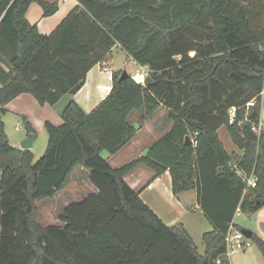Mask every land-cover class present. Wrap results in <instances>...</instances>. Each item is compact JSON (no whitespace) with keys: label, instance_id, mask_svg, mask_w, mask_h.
<instances>
[{"label":"trees","instance_id":"obj_1","mask_svg":"<svg viewBox=\"0 0 264 264\" xmlns=\"http://www.w3.org/2000/svg\"><path fill=\"white\" fill-rule=\"evenodd\" d=\"M60 1L0 0V55L12 73L0 88V264H227L225 236L237 210L264 207V132L243 125L244 106L256 97L248 120L258 124L261 116L264 0H76L52 33H40L29 9L38 4L51 17ZM115 47L149 68L148 86L130 74L119 81L127 68L117 69L94 110L72 99L62 125L45 123L47 148L36 163L31 150L10 144L7 104L29 94L55 106L109 62ZM161 107L170 131L143 157L112 168L107 156L124 149ZM135 111L142 112L137 126L129 121ZM221 127L242 154L227 153ZM194 133L196 147L186 141ZM139 166L157 177L169 171L175 196L197 190L213 226L203 235V255L183 224L166 225L125 182ZM234 166L254 174L256 188L247 189ZM78 168L97 192L66 207L60 224L42 226L38 203L64 192ZM251 239L264 251V241Z\"/></svg>","mask_w":264,"mask_h":264},{"label":"crops","instance_id":"obj_2","mask_svg":"<svg viewBox=\"0 0 264 264\" xmlns=\"http://www.w3.org/2000/svg\"><path fill=\"white\" fill-rule=\"evenodd\" d=\"M77 5L78 2L76 0H61L60 9L55 15L44 18L42 14L41 18L37 19L36 17L35 21H31L28 18L30 13L29 9L27 19L30 23L38 25L40 33L49 35ZM112 59L110 60L111 62ZM110 61L104 63L103 65H97L94 67L88 73L83 88L75 96L66 95L62 97V99L55 106H41L37 100L29 94H22L7 104L5 106L6 114L3 116V121L5 123V132L9 138L10 144L15 148L22 149L21 143L29 135H33L35 137L33 147H35L39 134L45 131L46 122L49 121L55 125L63 124L61 113L68 102L72 99L75 100L87 113L94 110L109 95L112 89V73L118 68H113ZM106 64L112 65V67L109 66V71L107 72L103 70L105 67L104 65ZM134 64L138 66L136 63ZM128 73L131 74L130 71H128ZM11 77L12 73L10 66L0 55V88L9 82ZM64 99L66 100L65 105L59 108L58 104H60L61 101H65ZM141 114L142 112L140 111L133 112L129 121L137 126L138 121L137 119L133 120V117L135 115L139 117ZM167 114L168 111L166 108H159L155 112L153 119L146 123L145 127L138 132L136 137L124 149H122L117 155L107 156L109 165L112 168H120L131 161L146 155L149 149L160 141L172 128V122H163L162 125L164 127L162 128H164V130H161V136L156 138L154 134L153 127H156L155 122L158 120V117L160 116L164 121ZM23 117H26V120H24ZM13 126L15 131L19 133H13ZM27 126H31L35 132L29 133ZM21 127L25 129L24 134H21ZM32 148L30 150L34 152ZM125 182L139 194L142 201L147 204L166 225L173 226L181 223L190 234L188 229L189 225L187 221L185 222V216L188 213L198 211L208 228V224L206 222L208 219L198 204L197 190L187 191L175 196L173 194L172 178L169 171L157 177L156 173L147 166H139L133 173L125 177ZM95 191L97 192L96 189ZM182 200L184 201L181 202ZM237 215L238 214L236 212L235 218ZM210 225L212 227L210 230L212 231L213 226L211 223ZM253 234L256 233L253 232Z\"/></svg>","mask_w":264,"mask_h":264},{"label":"rangeland","instance_id":"obj_3","mask_svg":"<svg viewBox=\"0 0 264 264\" xmlns=\"http://www.w3.org/2000/svg\"><path fill=\"white\" fill-rule=\"evenodd\" d=\"M53 1V0H51ZM43 11L38 4H33L30 8V13L28 18L31 21H35L41 18ZM57 20V19H55ZM53 22V20H52ZM53 24V23H52ZM111 62V61H110ZM111 64L113 68H127L128 71L135 72L138 69L130 59H128L126 53L118 47L113 49V59ZM111 64L104 65L103 70L109 69ZM108 66V67H107ZM106 69V70H105ZM109 71V70H108ZM69 98V97H66ZM65 100V99H64ZM65 101H61L58 107L65 105ZM167 116V115H166ZM140 117V116H139ZM138 116H134L133 120L139 121ZM163 119L159 116L158 120L155 122L156 127H153L154 134L157 137L161 136V130H164ZM166 123V122H165ZM13 125V124H12ZM145 127V126H144ZM13 133H19L15 131L13 126ZM25 129L21 127V134H24ZM219 136L221 142L223 143L225 150L229 154H242V151L233 143L231 136L229 135L225 127H221L219 130ZM16 137V135H15ZM48 135L47 131L39 134V138L35 147L32 148L34 152V163H36L44 154L47 148ZM40 146V148H39ZM137 152V151H136ZM95 188L90 184L89 172L84 169H77L73 174L70 186L62 193L58 194L53 200H45L38 203L39 209V223L42 226H48L52 224H60V215L69 204L80 202L87 198L89 195L94 194ZM182 200L181 202H183ZM176 209V208H175ZM188 223V229L190 234L195 241L198 251L201 255L205 252V244L203 242V235L212 229L208 221V228L203 221L200 213L198 211L186 214L185 222ZM236 227L239 230H249L256 233L257 237L264 241V207L255 213H240L235 218ZM252 247L247 251L241 252H230L229 258L227 259V264H264V251L260 248L257 242L251 239Z\"/></svg>","mask_w":264,"mask_h":264},{"label":"built area","instance_id":"obj_4","mask_svg":"<svg viewBox=\"0 0 264 264\" xmlns=\"http://www.w3.org/2000/svg\"><path fill=\"white\" fill-rule=\"evenodd\" d=\"M262 51L264 52V46L261 48ZM106 70V69H105ZM108 70H106L107 72ZM150 70L148 67L144 66H138V69L135 72H132L130 75L134 81L137 83H140L144 85L145 80L149 78ZM258 105V99L257 97L254 98L253 100L249 101L245 106V116L244 119L245 121L248 120V113L252 108H255ZM261 105H262V110H261V116L258 124H252L250 121V126L252 128V131L260 135L261 133L264 132V91L261 94ZM237 108L232 107L228 111L229 115V123L234 124L236 122V113H237ZM244 121V122H245ZM243 122V124H244ZM197 133L191 134L190 135V141L191 143L196 147L197 146ZM235 167V171L237 175L242 179L243 183L247 186V189H252L256 188L257 186V178L252 175H248L243 169H240L237 166ZM240 209L237 210V214H240ZM225 241L227 245V255H230V252H241V251H247L250 247H252V242L251 239L245 236L241 230L236 228L234 225L230 226L227 235L225 236ZM220 263V262H218Z\"/></svg>","mask_w":264,"mask_h":264},{"label":"water","instance_id":"obj_5","mask_svg":"<svg viewBox=\"0 0 264 264\" xmlns=\"http://www.w3.org/2000/svg\"><path fill=\"white\" fill-rule=\"evenodd\" d=\"M129 77V73L127 70H124L122 72V75L120 77L119 81H123L124 79ZM152 82V79L149 77L145 80L144 85L148 86L150 83ZM85 85V81H80L78 84H76L69 92V95L71 96H75ZM250 124L249 121H245L244 122V126H248ZM35 140V137L33 135H29L22 143H21V147L23 150H30L33 147V142ZM186 141L188 142V144H190V138L187 137ZM1 173V171H0ZM243 234H245V236H247L248 238H251L253 236V232L249 231V230H242Z\"/></svg>","mask_w":264,"mask_h":264}]
</instances>
